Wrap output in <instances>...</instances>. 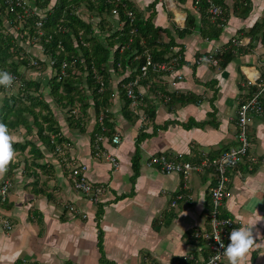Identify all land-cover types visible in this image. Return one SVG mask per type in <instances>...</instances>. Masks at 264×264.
<instances>
[{
    "label": "crops",
    "instance_id": "crops-1",
    "mask_svg": "<svg viewBox=\"0 0 264 264\" xmlns=\"http://www.w3.org/2000/svg\"><path fill=\"white\" fill-rule=\"evenodd\" d=\"M131 1L148 16L153 0ZM250 1L251 10L245 17H237L231 10L223 20L219 37L209 41L202 36L200 11L191 0L183 4L159 0L153 23L170 30L177 43L174 51L181 49L186 63L169 74L148 73V80H139L135 88L139 99L130 105L132 120L123 114L125 102L120 89L132 70L126 67L116 73L119 71L110 65L112 96L104 114L110 113L112 135L105 134L109 128L100 120V114L95 116L90 97L85 114L79 109L71 112L79 111L74 116L78 120L74 126L64 119L62 107H57L59 115L52 106L56 103L44 97L60 127L61 153L42 142L35 129L29 133L20 125L10 130L18 147L26 146L15 150L7 171L0 173V183L11 179L3 208L13 224L10 231L0 225V264H184L191 255L196 259L204 256L191 232L206 220L209 190L214 182L211 170L192 172L184 185L180 174L163 173L148 162L151 155L159 154L181 153L186 160L193 155L203 157L202 154L211 158L236 146V110L254 90L245 82L253 74L264 75V0ZM56 2L49 0L46 7H38L37 0H33L30 5L43 16L53 11ZM187 13L196 15V29L179 38L172 26L183 28ZM112 19H117V14ZM256 22L261 26L252 39L246 33ZM161 34L167 42L168 36L163 31ZM232 40L241 41L240 48L251 44V49L246 53L236 50L224 68L196 60L200 53L226 46ZM24 42L19 43L29 61L38 58L46 64L34 70L20 66L18 70L22 77L27 73V79L39 81L44 87L45 78L56 75V70L48 65L42 45L34 44L38 49L34 53L24 47ZM168 94L186 96L182 102H170ZM28 120L32 121V117ZM249 131V152L264 158V119L254 118ZM97 134L103 136L102 146L117 157L118 168L104 158H96L93 141ZM115 134L120 137L119 144L111 143ZM137 142L140 159L135 168ZM31 143L39 156L31 150ZM74 165H86L88 179L104 185L100 202L94 204L74 189L69 175ZM227 187L222 213L236 221V228L251 226L255 239L240 264H264V163L254 164L251 170L240 165L230 173ZM178 195L182 199L177 200Z\"/></svg>",
    "mask_w": 264,
    "mask_h": 264
},
{
    "label": "trees",
    "instance_id": "trees-1",
    "mask_svg": "<svg viewBox=\"0 0 264 264\" xmlns=\"http://www.w3.org/2000/svg\"><path fill=\"white\" fill-rule=\"evenodd\" d=\"M158 1L153 0L149 5L151 11L146 16L142 10L135 8L131 0H57L52 12H46L43 16L34 13L31 16L22 18L20 21L16 13L6 12L5 0H0V68L16 75L22 83L19 94L16 97H10V101L5 100L4 106L0 108V120H3L9 126V130H14L20 125H23L29 133L35 129V135L42 142L49 145L56 153V146L61 142V138L59 137L60 127L51 114L49 104L39 94L36 95L35 93L40 90L41 83L33 79L23 80L22 73L18 70L20 66H23L25 70L38 68L29 63V55L25 53L22 45L19 43V41L23 40L30 42L32 38H36L39 44L43 45L45 56H53L58 60V64L55 66L56 75H50L47 85L56 105L63 109L68 108L69 113L75 111V109H79L85 114L86 108L90 105L88 101L89 97L92 99L95 116L101 112L104 113L110 104L112 96L109 84L111 80L110 65L115 72L119 71L116 73H120V70L123 72V69L126 67L130 68L132 72L122 80V88L120 86V89H122L121 94L124 96L125 102L123 114L128 120H132L133 115L130 110L131 99L127 98L124 85L132 81L140 72L139 69L145 62L146 55L149 54L155 63L165 62L169 66L173 64L174 66L172 67L174 69H178L186 63L180 54L182 52L181 49L176 52L174 51L177 43L170 30L162 29L153 23L156 14L155 6ZM187 1L177 0L179 4L186 3ZM213 1L223 11L217 17L216 22H213V25L209 26L210 15L206 9V7H209V4L206 3V0H200L198 5H195L194 0H191V3L199 8L203 24H201L202 27L200 29L208 39L211 36L213 38L219 37L220 28L224 25L221 17L227 19L228 13L231 10L234 14L245 17L252 6L250 0H232L230 6L228 0ZM48 2L49 0H37L36 5L38 7H46ZM82 5L91 13L87 19L82 18L78 12V9ZM114 10L116 11L115 13H113ZM17 11L21 13L20 9ZM116 14L117 19H112ZM195 16L192 13H187L183 28L176 27V25L172 26L177 37L183 38L186 35L192 34L196 29ZM39 18L43 22L40 29L35 27V23ZM96 19H98L97 22L95 21ZM118 24H121L120 28H118ZM204 26L205 30L203 29ZM260 26V23L256 22L246 34L250 35L253 39ZM162 31L169 38L167 42L163 41ZM39 32H41L40 35ZM20 34H22L21 38H19ZM59 43L62 45L61 49L58 48ZM250 46L251 44H247L240 48L238 45L235 47L230 42L224 52L217 56L219 58V67L224 68L234 58L237 51L246 53L251 49ZM15 56L18 62L14 61L13 58ZM63 59L68 61L74 60V64L67 67L64 70V75H61L59 63ZM174 59L175 61L170 63ZM37 60L38 66H42L46 62L38 58ZM194 65H192L193 69L195 68ZM148 73V76L169 74L170 70H161L153 73V70L149 69ZM146 80L148 78H144L141 82ZM101 82L103 85L100 90ZM1 89L7 91L4 86H0ZM168 96L170 102L178 100L182 102L186 95L172 94L171 96L168 94ZM37 107L38 110L36 111L35 108ZM25 113L32 117V121L28 120ZM104 115L105 117L102 119L104 120L103 124L109 128V131L105 132V134L110 136L113 132L112 123H110V113ZM71 117L70 123L74 126L78 123V120H75L74 115H71ZM52 135H54L53 138L51 137ZM136 145L137 147L133 156L135 168L140 159L138 142ZM18 146L17 143H14L15 150L18 148L23 149L26 144ZM30 146L33 153L39 156V150H37L35 145L31 143ZM201 158L199 155H193L188 159L196 163ZM6 203L7 201L4 206ZM191 238L193 239L192 234Z\"/></svg>",
    "mask_w": 264,
    "mask_h": 264
},
{
    "label": "built area",
    "instance_id": "built-area-1",
    "mask_svg": "<svg viewBox=\"0 0 264 264\" xmlns=\"http://www.w3.org/2000/svg\"><path fill=\"white\" fill-rule=\"evenodd\" d=\"M33 0H5L6 12L16 13L17 18L21 21L22 18L28 17L36 13L30 3ZM200 0H194V4L198 5ZM209 4L208 11L213 17H218L221 14L220 6L215 4L213 0H206ZM20 9L21 13L17 10ZM115 12V11H114ZM131 15V13H129ZM43 22L42 19L36 21L37 28L40 29ZM40 33V32H39ZM236 45L241 41L235 42ZM223 49L215 47L213 52H208L202 58L198 60L199 63H209L211 65H218V58L216 54H222ZM171 61L170 63L174 62ZM48 65L52 68L58 64L56 57L48 58ZM31 64L37 65L38 62L34 59L31 60ZM61 71L74 64V60L68 61L63 59L60 63ZM171 66L164 63H155L152 61L149 54L146 56L145 63L140 67V74L145 76L149 69L153 71L169 70ZM14 84L22 85L21 81L17 78ZM101 88L102 89V82ZM247 86L254 87L244 101L240 102L235 114V140L236 146L223 151L219 156L207 157L202 154V158L199 162L192 163L184 158V155L178 153L176 155L159 154L151 155L148 164L156 167L163 173H177L180 174L184 185L188 180L192 172H203L205 169H213L212 175L214 182L209 190L210 206L206 212L205 223L200 227H194L192 229L193 239L201 245V249L204 251V256L200 259L194 258L192 255L187 257L184 264H229V261L225 255H223L224 248L221 247L219 241L216 240L217 234L221 236L226 247L230 242V233L236 228V221L231 217L222 213L225 200L228 196V181L229 171L237 169L240 165H245L248 170H251L254 164L264 163V158H256L249 152V126L254 118L264 119V75L260 76L259 73L251 75L247 79ZM137 85V79L129 82L126 85V95L131 99L132 104L136 103L137 95L134 92V87ZM14 86V85H13ZM5 87L7 90L13 88ZM104 117V113L100 116V120ZM52 138L54 136H51ZM120 137L115 134L111 138L112 144H119ZM103 136L97 134L94 141V154L96 158H104L110 162L114 168H118L119 163L115 155L106 150L103 146ZM57 153H61L60 147L56 146ZM86 165H74L70 170V178L72 185L76 191H79L90 202L96 204L100 202L101 196L105 193V187L100 183H93L86 175ZM12 187L9 178L3 180L0 184V225L2 229L10 231L13 228V224L5 215L3 204L8 199L9 191ZM177 200L182 199L181 195L176 196ZM175 205V201L171 202V206ZM72 209V207H71ZM146 264H156L150 261Z\"/></svg>",
    "mask_w": 264,
    "mask_h": 264
},
{
    "label": "clouds",
    "instance_id": "clouds-1",
    "mask_svg": "<svg viewBox=\"0 0 264 264\" xmlns=\"http://www.w3.org/2000/svg\"><path fill=\"white\" fill-rule=\"evenodd\" d=\"M16 77L7 70L0 69V86L12 87ZM15 136L9 130V126L0 120V173L6 172L9 163L15 158ZM224 248L223 255L228 258L229 264H240L241 258L252 249L255 239L252 227L242 225L234 228L230 233V243L225 247L221 236L215 237Z\"/></svg>",
    "mask_w": 264,
    "mask_h": 264
},
{
    "label": "rangeland",
    "instance_id": "rangeland-1",
    "mask_svg": "<svg viewBox=\"0 0 264 264\" xmlns=\"http://www.w3.org/2000/svg\"><path fill=\"white\" fill-rule=\"evenodd\" d=\"M229 2H232V0H228ZM231 4L229 3V6H230ZM135 8H138L139 9V7H136L135 6ZM206 9H207V12L209 13V11H208V8L206 7ZM143 11V10H142ZM150 11V10H149ZM221 11H223V10H221ZM78 12L80 13V15L82 16V17H84V19H87L88 18V16H90V14L91 13H89L88 14V12H87V10H86V7L84 6V5H82V7H80L79 9H78ZM116 12V11H115ZM114 11H113V13H115ZM145 13V12H144ZM222 13V12H221ZM233 14H234V12H232ZM37 14V13H36ZM209 15H210V18H209V26L210 25H213V22H216V20L218 19L217 17H213L210 13H209ZM208 15V16H209ZM221 15V14H220ZM86 16V17H85ZM235 16H237V17H241L240 15L238 16V15H236L235 14ZM221 20L223 21L224 19L221 17ZM220 20V21H221ZM218 25H219V23H218ZM213 30H214V28H213ZM25 33V32H24ZM41 34V32L39 33V35ZM21 36V35H20ZM203 37H204V35H202ZM210 36V35H209ZM212 37V36H211ZM206 39V38H205ZM24 41V40H23ZM34 41H35V43L32 41V39L30 40V42H28V41H25L23 44H24V47H28V49L30 50L31 49V51H33L34 53H38L37 51H38V49H37V47H36V45H34V44H39V42H38V40L35 38L34 39ZM209 41H211V38L209 39ZM20 42V41H19ZM208 42V41H207ZM236 41L235 40H232V44L236 47V43H235ZM229 44V43H228ZM228 44L226 45V46H220L219 48H222L223 49V52H224V50L227 48V46H228ZM214 48V47H213ZM215 49V48H214ZM214 49L213 50H211V51H208V52H213L214 51ZM39 50H40V48H39ZM208 52H206V53H200L199 54V56L197 57V59L196 60H199L200 58H202L205 54H207ZM218 55H220V54H216L215 55V57L217 58V56ZM147 56V55H146ZM218 60H219V58H218ZM15 62H18V60H15ZM171 62V61H170ZM200 64H206V65H209V66H211V67H217V68H220L219 67V62H218V65H211V64H209V63H200ZM172 66H174L173 64H172ZM171 66V68L169 69L170 71H173L174 70V68ZM40 68V67H39ZM177 70V69H176ZM154 72V71H153ZM35 73H36V71H35ZM61 74V73H60ZM37 75V74H36ZM61 75H64V74H61ZM45 76V75H44ZM153 76H156V75H153ZM30 76L26 73V75L25 76H23V80L24 79H27V78H29ZM45 77H47V76H45ZM41 77H39V79H40ZM145 77H141V76H138L137 77V79L138 80H143ZM48 79H46L45 78V81L47 82V84H48V81H47ZM46 82L45 83H42V84H44V87H40V90L38 91V92H35L36 93V95H40V97H42L44 100H45V98L44 97H46L47 99H51V101L52 102H54V100H53V97L50 95V93H49V86L46 84ZM110 84V83H109ZM20 88H21V85H18V84H14V86H13V88L12 89H10V90H5V89H1L0 90V106L2 105L3 106V103H4V101L5 100H7V101H10V97H16L18 94H19V91H20ZM157 89V88H156ZM42 91V92H41ZM157 91V90H156ZM167 95H164V98L166 97ZM168 97V96H167ZM45 101H47L48 102V100H45ZM49 103V102H48ZM53 104H55V102L53 103ZM16 105V104H15ZM50 105V104H49ZM53 106V108H54V110L57 112V113H59V115H60V110H57V105L55 104V105H52ZM51 108V107H50ZM36 110H38V107L36 108ZM51 110H52V108H51ZM61 114H63V116H64V119H68L69 121H70V119H72V117H71V115H79V111L77 112V113H70V115H69V112H68V108L67 109H64V111H62L61 112ZM100 115H102V113H100ZM25 116H27L28 118H30V115H28L27 113H25ZM104 117H105V115H104ZM103 117V118H104ZM52 136H54V135H52ZM222 153V152H221ZM218 155H220V153L218 154ZM217 156V155H216ZM5 180V179H4ZM11 179L9 178V181H10ZM188 181V180H187ZM186 181V182H187ZM1 184V183H0ZM177 208V207H176ZM175 208V209H176Z\"/></svg>",
    "mask_w": 264,
    "mask_h": 264
},
{
    "label": "bare ground",
    "instance_id": "bare-ground-1",
    "mask_svg": "<svg viewBox=\"0 0 264 264\" xmlns=\"http://www.w3.org/2000/svg\"><path fill=\"white\" fill-rule=\"evenodd\" d=\"M220 9H221V8H220ZM114 11H115V10H114ZM215 17H216V16H215ZM218 17H219V16H218ZM35 27H37L36 23H35ZM30 38H31V37H30ZM34 39H35V38H32V41H33V42H35ZM58 48H59V49L62 48V45H61L60 43L58 44ZM42 49L44 50L43 45H42ZM49 57H51V56H46L47 61H48V58H49ZM36 61L38 62V60H36ZM29 63L31 64V61H30ZM47 63H48V62H47ZM144 63H145V62H144ZM144 63H143V64H144ZM31 65H33V64H31ZM33 66H37L38 68L41 67L40 65L38 66V64H37V65H33ZM52 68H53V67H52ZM0 69H1V68H0ZM54 69H55V67H54ZM139 71H140V69H139ZM61 74H63V73H61ZM147 74H148V73H147ZM138 75L142 76V75L140 74V72H139ZM145 76H146V75H145ZM142 77H143V76H142ZM135 79H137V77H135L134 79H132V81H134ZM132 81H129V82H132ZM129 82H128V83H129ZM128 83H127V84H128ZM138 83H139V80L137 79V85H138ZM245 83H246V82H245ZM245 83H244V85H245ZM127 84L124 85L125 88H126V85H127ZM137 85L134 87V92H135V94L137 95V100H138V99H139V95L137 94L136 89H135V88L137 87ZM125 92H126V89H125ZM126 96H127V95H126ZM127 98H128V97H127ZM129 99H130V98H129ZM137 100H136V103H137ZM130 105H132V101H131V104H130ZM249 147H250V146H249ZM60 150H61V149H60ZM218 156H219V155H218ZM116 158H117V157H116ZM117 160H118V159H117ZM252 168H253V167H252ZM207 169H209V168H207ZM70 170H71V169H70ZM210 170H211V176H212V178H213V175H212L213 169H210ZM232 171H233V170L229 171V176H230V173H231ZM213 179H214V178H213ZM181 196H182V195H181ZM4 204H5V203H4ZM4 204H3V205H4Z\"/></svg>",
    "mask_w": 264,
    "mask_h": 264
}]
</instances>
